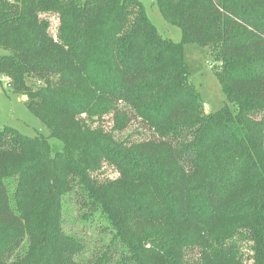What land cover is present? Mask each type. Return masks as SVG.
<instances>
[{
	"label": "trees",
	"instance_id": "trees-1",
	"mask_svg": "<svg viewBox=\"0 0 264 264\" xmlns=\"http://www.w3.org/2000/svg\"><path fill=\"white\" fill-rule=\"evenodd\" d=\"M156 1L180 42L140 0H0V75L49 130L0 127V264H264V0ZM187 43L217 51V111ZM73 206L110 233L90 256Z\"/></svg>",
	"mask_w": 264,
	"mask_h": 264
},
{
	"label": "rangeland",
	"instance_id": "rangeland-1",
	"mask_svg": "<svg viewBox=\"0 0 264 264\" xmlns=\"http://www.w3.org/2000/svg\"><path fill=\"white\" fill-rule=\"evenodd\" d=\"M140 1L145 7L148 18L156 26L160 34L166 39L180 42L182 39L181 29L164 18L157 1ZM41 16L50 20V31L52 34H56L59 22L58 16L51 13H43ZM7 52V50L0 48V54ZM217 57V51L212 50L211 47H204L198 43L184 44V58L188 64L189 76L198 94L204 100L206 112L217 111L228 102L214 70L215 66L217 67L221 64V61L216 60ZM6 81L7 79H3L0 75V127L11 126L31 137L39 134L49 136L48 128L27 106V97L14 93L8 87ZM232 108H234V105H232ZM103 123L107 129H110L113 124L112 115H106ZM116 134L120 137L124 135H131L132 137L134 135L135 139H141L149 135L148 130L143 129L137 123L132 124L126 131ZM49 142L53 152L63 148V142L55 137H49ZM100 173L104 178L118 176L116 169L107 164ZM77 213L78 210L73 206L66 217L67 230L75 232L85 242L89 243L85 256H90L99 247V242L110 239V233L105 229L103 221L95 218L94 222H84L76 217ZM250 245H245L243 248L246 258H250L253 253ZM196 252L191 253L193 258L197 257ZM248 263H251V260Z\"/></svg>",
	"mask_w": 264,
	"mask_h": 264
},
{
	"label": "water",
	"instance_id": "water-1",
	"mask_svg": "<svg viewBox=\"0 0 264 264\" xmlns=\"http://www.w3.org/2000/svg\"><path fill=\"white\" fill-rule=\"evenodd\" d=\"M23 97H25V98H26V97H27V95H23Z\"/></svg>",
	"mask_w": 264,
	"mask_h": 264
}]
</instances>
